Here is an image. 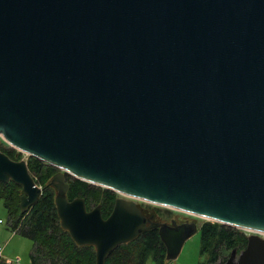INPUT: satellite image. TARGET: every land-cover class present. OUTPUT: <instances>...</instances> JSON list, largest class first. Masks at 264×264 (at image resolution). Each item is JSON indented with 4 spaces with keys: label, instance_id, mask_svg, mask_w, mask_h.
<instances>
[{
    "label": "water",
    "instance_id": "95a60500",
    "mask_svg": "<svg viewBox=\"0 0 264 264\" xmlns=\"http://www.w3.org/2000/svg\"><path fill=\"white\" fill-rule=\"evenodd\" d=\"M0 137L58 170L59 224L105 264L157 230L175 261L197 233L133 200H68L66 175L252 231L225 264H264V0H0ZM24 213L42 189L0 151Z\"/></svg>",
    "mask_w": 264,
    "mask_h": 264
},
{
    "label": "trees",
    "instance_id": "16d2710c",
    "mask_svg": "<svg viewBox=\"0 0 264 264\" xmlns=\"http://www.w3.org/2000/svg\"><path fill=\"white\" fill-rule=\"evenodd\" d=\"M0 151L11 160L19 161L20 154L14 149ZM27 168L35 184L40 186L42 194L37 203L20 212L19 203L21 187L12 182H0V202L7 213V224L11 230L32 242L30 264H94L95 253L91 246L78 247L68 233L60 227L54 205L55 192L48 187V181L58 171L42 161L30 157ZM69 201L83 198L87 210L93 202L101 208V215L106 219L114 205L115 195L112 191L96 187L66 175ZM200 233V254L206 256L199 264H223L219 261V252L225 249L237 253L245 248L247 237L239 231L217 223H204ZM140 247L141 253L133 257V245ZM151 254L153 264H165V247L157 230H150L133 242L116 248L106 259L105 264H144L145 257ZM1 264V263H0Z\"/></svg>",
    "mask_w": 264,
    "mask_h": 264
},
{
    "label": "rangeland",
    "instance_id": "374dc122",
    "mask_svg": "<svg viewBox=\"0 0 264 264\" xmlns=\"http://www.w3.org/2000/svg\"><path fill=\"white\" fill-rule=\"evenodd\" d=\"M0 147L4 149H14L11 147L9 144H7L2 137H0ZM18 154H20V160H24L26 163L28 159L32 156L28 155L27 153L20 152L16 149H14ZM46 165V164H45ZM49 166V165H48ZM52 167V166H51ZM56 169V168H55ZM58 172L60 170L56 169ZM57 172V173H58ZM72 178V177H71ZM74 179V178H72ZM38 187H40L38 185ZM98 187V186H96ZM101 188V187H100ZM21 190V189H20ZM115 195V199L117 197H123L127 200H133L140 208H142L145 212H150L152 213L156 218H158L162 222L170 223L171 220H178V218H184L188 222H194L197 225V229L201 228V226L204 223H216L211 220H206L204 218L194 216L191 214L179 212L177 210L168 208V207H163L159 205H154L142 200L138 199H130L125 196H121L115 192H113ZM95 204L93 202L89 205V209H93ZM0 220L3 221V224L0 225V246L3 247V259L4 260H11L12 262H15L16 259H19L20 261L18 264H30V254L32 251V242L29 241L28 239L13 233L11 228L7 224V213L6 210L4 209L2 203L0 202ZM219 224V223H217ZM226 227H231L227 226ZM234 230L239 231L241 234L244 236H249L252 234L251 231L245 230V229H239L235 227H231ZM197 231L196 234H194L191 238H189L183 245L181 252L177 259L175 261H166L165 264H199L203 261L206 260L207 255H201L200 254V233ZM264 238V234L262 235ZM94 249V248H93ZM133 250V257H137L140 251V247L136 244L133 245L132 247ZM231 251H226L225 249L221 250L219 252V261L222 263L224 260L228 258L229 254ZM239 253V251H238ZM1 264H4L3 262ZM15 264V263H13ZM144 264H153V259L152 255L149 254L145 257Z\"/></svg>",
    "mask_w": 264,
    "mask_h": 264
},
{
    "label": "built area",
    "instance_id": "2783aa9c",
    "mask_svg": "<svg viewBox=\"0 0 264 264\" xmlns=\"http://www.w3.org/2000/svg\"><path fill=\"white\" fill-rule=\"evenodd\" d=\"M2 224H3V221L0 220V225ZM19 261H20L19 259H16L15 262H12L11 260H4L3 259V247L0 246V263L3 262L4 264H13V263L18 264Z\"/></svg>",
    "mask_w": 264,
    "mask_h": 264
},
{
    "label": "flooded vegetation",
    "instance_id": "af4514ba",
    "mask_svg": "<svg viewBox=\"0 0 264 264\" xmlns=\"http://www.w3.org/2000/svg\"><path fill=\"white\" fill-rule=\"evenodd\" d=\"M100 209H101V208H100ZM90 210H91V209H90ZM88 211H89V210H88ZM145 213H146L147 215H149V216H150V215H153V214L150 213V212H145ZM154 217H155V216H154ZM155 218H156V217H155ZM156 220L159 221V222H162V221H160L158 218H156ZM173 221H175L176 223L180 224V223H182V222L184 221V218L182 219V218L179 217L178 220H174V219H173V220H171L170 223H172ZM170 223H169V224H170Z\"/></svg>",
    "mask_w": 264,
    "mask_h": 264
},
{
    "label": "bare ground",
    "instance_id": "6f19581e",
    "mask_svg": "<svg viewBox=\"0 0 264 264\" xmlns=\"http://www.w3.org/2000/svg\"><path fill=\"white\" fill-rule=\"evenodd\" d=\"M202 218V217H201ZM207 220V219H206ZM250 231V230H249ZM252 232V231H251Z\"/></svg>",
    "mask_w": 264,
    "mask_h": 264
}]
</instances>
